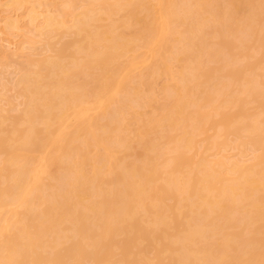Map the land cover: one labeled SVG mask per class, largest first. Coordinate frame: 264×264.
<instances>
[{"label": "bare ground", "instance_id": "6f19581e", "mask_svg": "<svg viewBox=\"0 0 264 264\" xmlns=\"http://www.w3.org/2000/svg\"><path fill=\"white\" fill-rule=\"evenodd\" d=\"M1 10L0 264H264V0Z\"/></svg>", "mask_w": 264, "mask_h": 264}, {"label": "rangeland", "instance_id": "374dc122", "mask_svg": "<svg viewBox=\"0 0 264 264\" xmlns=\"http://www.w3.org/2000/svg\"><path fill=\"white\" fill-rule=\"evenodd\" d=\"M4 0H0V10ZM13 11L1 10L0 14H11L13 17L17 14H12ZM1 24V21H0ZM8 37V39H6ZM18 37L15 35H6L0 32V81H10L14 76V71L18 64L22 61L20 54ZM6 93L10 94V90Z\"/></svg>", "mask_w": 264, "mask_h": 264}]
</instances>
